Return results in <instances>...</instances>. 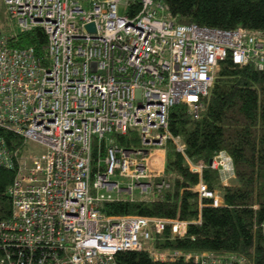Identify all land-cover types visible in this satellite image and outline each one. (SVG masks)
Instances as JSON below:
<instances>
[{"label": "built area", "instance_id": "1", "mask_svg": "<svg viewBox=\"0 0 264 264\" xmlns=\"http://www.w3.org/2000/svg\"><path fill=\"white\" fill-rule=\"evenodd\" d=\"M0 1L12 23L10 33L0 30V129L42 147H9L0 133V165L17 170L13 212L0 218V264H116L118 252L141 249L168 223L186 234V221L107 214L102 206L137 198L135 190L154 199L170 186L154 178L164 170L166 141L185 147L169 130L171 109L185 104L198 118L228 57L262 68L264 32L176 23L159 0H142L134 15L119 12L129 0ZM92 22L95 31L86 28ZM35 28L47 36L41 49L22 42ZM134 127L142 145L119 146L114 134ZM190 165L200 174L206 166ZM209 166L224 182L234 176L225 151ZM195 189L214 206L222 201L202 181ZM211 260L202 264H223Z\"/></svg>", "mask_w": 264, "mask_h": 264}, {"label": "trees", "instance_id": "2", "mask_svg": "<svg viewBox=\"0 0 264 264\" xmlns=\"http://www.w3.org/2000/svg\"><path fill=\"white\" fill-rule=\"evenodd\" d=\"M141 1L129 0L127 11L138 13ZM159 1L167 6L169 17L176 23L264 32V0ZM8 20L0 1V30L6 33L11 32ZM21 38L38 49L47 41L41 28L23 33ZM169 130L185 148L178 150L173 137L166 141L165 167L154 180L165 179L170 186L154 199L122 198L104 202L102 208L113 215L186 221L187 232L178 235L168 223L162 231L153 232L141 249L118 252L116 264H202L203 259L213 258L223 264H239V258L245 259L242 264H264V64L259 68L255 62L241 65L229 57L223 60L216 69L214 85L203 98L199 117L195 118L185 104H178L170 111ZM0 133L9 147L28 146L11 131L0 129ZM114 137L119 146L142 145L135 127ZM220 151H226L233 160L235 178L229 185H224L219 171L209 166ZM189 161H204L206 166L200 174L190 169ZM16 173V169L0 165V218L13 212L9 189ZM201 181L220 193L221 205L214 206L209 199L199 197L195 188ZM152 250L180 254L155 259Z\"/></svg>", "mask_w": 264, "mask_h": 264}, {"label": "rangeland", "instance_id": "3", "mask_svg": "<svg viewBox=\"0 0 264 264\" xmlns=\"http://www.w3.org/2000/svg\"><path fill=\"white\" fill-rule=\"evenodd\" d=\"M126 11H127V8L125 7V6H123V5H121L120 6V9H119V12H120V14L121 15H124L125 13H126ZM8 23H9V25H10V29L12 30V23L10 22V20H8ZM15 28H17L16 27V25H15ZM9 32V31H8ZM29 146H34V147H38L39 149H41L42 147H41V145H38L36 142H34V141H28V143H27ZM176 145H177V143H176ZM177 147H178V145H177ZM185 148V147H184ZM178 150H180V151H184V149H179L178 148ZM226 152V151H225ZM165 158H166V149H165V145H164V160H165ZM190 162H192V161H189V166L191 167V165H190ZM164 167H165V162H164ZM228 168H229V166H228ZM191 169V168H190ZM192 170V169H191ZM220 173V172H219ZM225 174H226V176H228V175H231L230 173H228V172H225ZM234 174H235V171H234ZM221 175V174H220ZM235 177L233 176V177H231V178H229V180L228 181H223V178H222V176H221V180H222V183L224 184V185H229V184H231L232 183V181H233V179H234ZM217 191V190H216ZM135 196L136 197H138L139 196V192H138V190H135ZM221 203H222V201H220V203H219V205H221ZM187 226H188V223H187ZM187 229V228H186Z\"/></svg>", "mask_w": 264, "mask_h": 264}, {"label": "water", "instance_id": "4", "mask_svg": "<svg viewBox=\"0 0 264 264\" xmlns=\"http://www.w3.org/2000/svg\"><path fill=\"white\" fill-rule=\"evenodd\" d=\"M86 28L88 29V30H90V31H95L96 29H95V24L92 22V23H88L87 25H86Z\"/></svg>", "mask_w": 264, "mask_h": 264}]
</instances>
